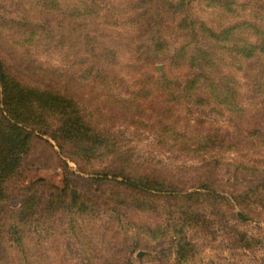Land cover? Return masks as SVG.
Returning a JSON list of instances; mask_svg holds the SVG:
<instances>
[{"label":"rangeland","instance_id":"rangeland-1","mask_svg":"<svg viewBox=\"0 0 264 264\" xmlns=\"http://www.w3.org/2000/svg\"><path fill=\"white\" fill-rule=\"evenodd\" d=\"M135 1L0 0L6 69L73 96L84 121L105 136L89 155L69 158L50 132L31 135L5 183L0 264H264V94L248 68L233 72L241 115L204 88L191 104L178 86L190 68L167 59L177 20L138 26L147 18L132 12ZM206 3L194 0L182 13L213 24ZM162 33L167 55L147 68L140 59L157 54ZM97 69L115 73V85L88 80ZM62 116L49 117L50 130ZM84 132L91 144L93 131ZM124 177L159 190L128 186ZM31 194L41 199L38 221L14 229L19 201Z\"/></svg>","mask_w":264,"mask_h":264},{"label":"trees","instance_id":"trees-1","mask_svg":"<svg viewBox=\"0 0 264 264\" xmlns=\"http://www.w3.org/2000/svg\"><path fill=\"white\" fill-rule=\"evenodd\" d=\"M193 1L136 0L131 9L140 18H147L145 22L136 19L138 26H151L157 19L164 20V16L177 20V30L183 34V39L178 43L175 26V37L172 39L176 47L167 59L173 68H190L183 83L179 82L178 86L184 89L183 96L189 97L191 104L195 105L194 98L200 99L197 97L198 91L204 88L205 94L214 103L231 114L241 115L240 83L233 72H249L250 69H246L251 68L253 74L249 72L248 78L255 91L264 94V0H247L246 3L237 0H204L213 24L197 18L189 11L182 13L192 8ZM154 9L156 13H153ZM154 44L157 54L140 59L147 68L155 67L162 60V55H167L170 43L162 33L161 37H156ZM114 76L115 73L111 71L97 69L88 80L95 84L109 82L115 85ZM163 80L171 81L166 77ZM56 115H63V121L50 130L49 117ZM82 117L73 96L64 94L51 84L39 86L23 83L6 69L4 60L0 59V219L8 207L9 196L5 183L18 172L22 155L28 150L33 133L50 132L59 141L61 154L69 158H76L78 154L89 155L88 152H93L96 145L104 141L105 136L98 132L100 129L97 126L93 128ZM86 125L94 133L91 144L85 137ZM255 129L261 130L258 127ZM105 146H108L106 141ZM124 178H127L124 181L128 186L139 190H159L149 179ZM54 188L60 194L64 192ZM19 202L21 212L10 223L14 229L22 223H36L38 207L41 205V199L35 194ZM60 202L65 206L62 200Z\"/></svg>","mask_w":264,"mask_h":264},{"label":"water","instance_id":"water-1","mask_svg":"<svg viewBox=\"0 0 264 264\" xmlns=\"http://www.w3.org/2000/svg\"><path fill=\"white\" fill-rule=\"evenodd\" d=\"M160 68V67H159Z\"/></svg>","mask_w":264,"mask_h":264}]
</instances>
